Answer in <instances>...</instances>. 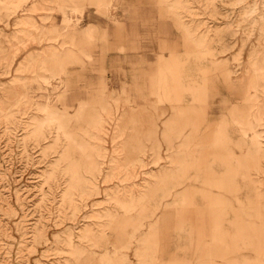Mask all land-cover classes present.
<instances>
[{
    "label": "rangeland",
    "instance_id": "rangeland-1",
    "mask_svg": "<svg viewBox=\"0 0 264 264\" xmlns=\"http://www.w3.org/2000/svg\"><path fill=\"white\" fill-rule=\"evenodd\" d=\"M78 1L0 0V264H264V0H112L118 24L94 3L110 0ZM63 16L94 27L90 57L53 60ZM172 49L204 86L239 82L200 105L239 125L173 144L175 103L155 93ZM72 95L87 111L58 107Z\"/></svg>",
    "mask_w": 264,
    "mask_h": 264
},
{
    "label": "crops",
    "instance_id": "crops-1",
    "mask_svg": "<svg viewBox=\"0 0 264 264\" xmlns=\"http://www.w3.org/2000/svg\"><path fill=\"white\" fill-rule=\"evenodd\" d=\"M79 2L78 0H61L62 6L64 7H70L71 8V13H73L75 10L81 9L75 6ZM112 0L107 5H104L102 2H94L96 6H98L101 10V12L105 13L110 21L113 23L118 24L119 21L110 14V8H113L111 5ZM68 3L70 5L68 6ZM113 3V2H112ZM116 3L118 4L119 2L116 0ZM103 4V5H100ZM75 6V7H74ZM70 12L66 10V14L69 15L67 17L68 20H72L70 18ZM83 10H81L80 14H82ZM63 22H64V28L59 29L57 27L56 22L54 21L51 24V27L49 28V32L51 35H54V37H51L53 42L52 44L47 45L48 50L51 52L57 51L60 56L56 59L53 60H59L62 62V60L67 57H77L78 52H82L84 55L90 57V54L87 52L81 50L80 45H79V36L83 35L84 38L88 43H91L94 38V27H88L86 28L83 32L80 31L79 29V24H80V19L78 18L77 21L70 23L69 25H66V18L63 16ZM59 38H63V41H59ZM180 53L176 49L170 50L169 55H161V60H160V65H159V72H158V82L156 83L157 90L156 94L159 96L160 101L162 102L163 97L166 99H171L174 101L175 106V119H176V130H175V140L173 144H179L185 142L186 136H190L193 138H196L198 133L196 131L197 127H201L204 125H207V119L210 120L207 126H211L214 128L218 127H226V126H234V125H239L235 123H229L230 119L226 116L224 112H222V116L220 120H217V118H207V112L208 109L206 107H200L202 102H205L206 99L208 98L212 88L211 87H216L215 81L219 78L222 77L223 79V84L225 87L230 91V94L232 95H237V99L239 98L240 91L235 92L234 91V86L238 85L239 82L237 83L231 82L230 79L228 78V70L225 69L226 66L223 65L224 71L220 72L216 78L211 77L207 79V86H204V78L196 70L195 66L193 65H188L187 62H189V56L187 62L186 60H182L181 56L177 58V54ZM177 58V60H176ZM55 61L56 64H58V67L56 66L57 72L54 74L53 78H56L59 81V85L62 86H69L70 85V79L69 77V71L67 70L66 66L61 64V62ZM226 61H216V67L219 66V63L225 64ZM192 66V67H190ZM49 70V69H48ZM66 76L67 78H65ZM44 80H47V77H43ZM49 83V81H48ZM218 88V94L222 92V89L219 86ZM217 93V90H216ZM242 93V92H241ZM60 101V100H58ZM225 102H230L231 104L235 102V97L229 100H225ZM44 107L56 105L52 103V101L46 102L45 104H40ZM58 106V105H56ZM62 109L66 110H81V111H87V104L86 101H83L79 95H72L71 97H65L64 101H62V106H58ZM102 108V107H101ZM118 109V108H117ZM97 110V109H94ZM113 110V109H110ZM116 111V110H115ZM125 111V110H124ZM212 113H214L212 111ZM127 115H131L130 113H127L125 111L124 117ZM146 118L148 119V125L146 126V122H143V125H145V131L146 135L148 136V140H153L157 145H160L158 143L159 137H160V130L158 124L153 120V123L151 124V119L152 117L146 115ZM122 120V118H121ZM238 120V119H236ZM206 122V123H205ZM122 124V122H121ZM120 124V127H121ZM125 134V129L122 128V131ZM110 142L111 144L113 143L112 140V135H110ZM213 142H228V139L220 140V139H213ZM191 173V172H189ZM197 173V171H196ZM118 189L121 190H126L128 189L127 187L123 186H117Z\"/></svg>",
    "mask_w": 264,
    "mask_h": 264
}]
</instances>
